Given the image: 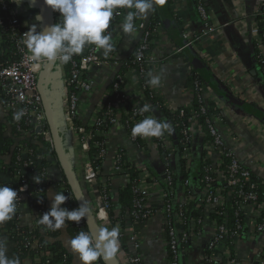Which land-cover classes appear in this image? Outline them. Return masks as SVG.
<instances>
[{
    "label": "built area",
    "instance_id": "1",
    "mask_svg": "<svg viewBox=\"0 0 264 264\" xmlns=\"http://www.w3.org/2000/svg\"><path fill=\"white\" fill-rule=\"evenodd\" d=\"M196 3V11L203 21V29L197 35H194L191 39L184 41V44L178 46L175 49L176 53H180L185 48H192L194 43L198 42L201 35L212 34L215 32L216 27L212 24L209 10L205 6L204 0H194ZM0 7L2 10L6 11L8 15V23L11 25L10 36L17 39V49L19 52V59L14 61L4 67L0 68V107L6 111V115L12 117V124H15V134L14 137H28L37 140L38 137L43 138L46 142L50 144V148H54L53 140L51 137L50 129L47 127V120L45 111L42 104L41 95L38 89V74L45 63L33 61L31 59V54L27 50L24 40L25 33L28 31L29 26L32 24H37V31H41L39 28L38 21L35 20L36 11L38 6H36L35 0H21L19 4L15 3L14 0H0ZM128 11L132 9L118 8L114 10L113 18L110 21L109 29L106 33L116 35V31L123 23L125 15ZM20 15H29V20L21 21L19 19ZM264 15V0L258 5L257 9L252 15V27L250 32L254 38L256 48L258 50V57L261 64L264 65V29L260 30L258 27L257 16ZM134 22L135 29L138 33V39L134 47V59L132 64L134 68L127 70L123 74H119L118 71L120 67L127 62L128 59H119L116 52V44L113 45V50L107 55H103L96 51L94 45H86L83 52L79 54L77 60H71V67L69 73L65 72V65L63 63L57 62L55 65L62 74V83L60 91L62 94V115L64 118L65 125L67 127L68 133L72 136V140H76L79 149L82 153L87 152L93 143V134L91 131L85 129V124L100 125L103 123H108L110 128L108 132L116 128L124 129L126 132L127 140L133 144L135 151L147 149L150 146L155 147L157 150L162 148L165 150L162 156L160 172L161 182L159 181H147L149 176V170L142 168L135 163L136 157H132L125 147L121 146L116 150V155L114 158V163L112 166V172L108 179L116 176L117 174L125 178L128 181V174L124 172L121 167V155L124 153L128 158L129 162L132 163L136 170H141V176L138 181H132L133 190L139 195V197L134 201V208L130 212V217L133 222L140 221L142 219H149L155 215L161 214L164 217V231L166 234V244L167 249L170 253L168 264H181L180 255L182 249L189 244L191 240V230L199 229L202 226L204 215L198 217L195 221H190L189 228L187 225L186 210L184 205L195 201V208H201L205 212H210L213 208L217 206H222L225 200L230 197H238L237 211L243 212L245 216V222L243 224L237 223L236 228L239 229L232 231L227 220L218 223L216 219L211 220V233L208 236L205 249L207 254L204 256L205 261L208 264H222L224 261H228L234 264L235 258V245L239 238L243 235H257L264 232V217L261 222H257L261 212L264 207L260 204L256 205L257 194L255 188L257 184L255 182H249L251 176V170L242 163V161L236 156L235 152L228 148L224 142V139L218 130V122L221 119L220 113H214L210 111V107L203 100V88L196 85L194 88L199 91V99L202 102L200 106V111L197 113L195 110H191V115L189 116L190 123L189 127H185L182 130V153L181 156L185 159L187 163H193L194 155V144L193 134L197 129H202L200 123L197 120L198 114H203L205 116L204 123L206 124L207 130L205 132L210 134L212 141L203 142L202 145V157L210 160V165L204 166L206 174L204 175V181L206 183L215 180L214 185L208 189L204 187L199 188V197L192 194L187 187L190 185L189 179H180L176 183L173 182V162L175 159V151L172 146V137L168 136V133H164L161 137H150L143 138L140 136L134 137L132 135V128L135 124L139 123L142 118L152 117V112L159 108V102L157 98L160 96L158 86L153 87L143 80V77L148 76L149 72L154 74L157 72V52L161 51L163 45V28L161 26L156 27L157 34L159 35L157 39H150V31L146 28L148 19L141 18ZM2 18L0 17V26L2 25ZM60 21L59 13H52V24L58 23ZM26 26L27 29L22 30V27ZM151 46V48H150ZM5 45L0 38V50H3ZM195 52L199 53L196 50ZM95 67H111L112 70V89L115 93L114 99L106 98V94L101 101L102 104L105 103L106 110L104 111L102 117L94 116L82 125H76L75 118L78 117V105L80 102L79 92L90 94L95 89V81L91 77V72ZM73 84L78 92L69 91V85ZM126 104H131V109H125ZM151 105V114L148 116L146 113H141L140 109L145 105ZM97 107V108H98ZM167 109L170 111L171 116L174 115L175 110L178 109V114L175 116L182 117L186 115L184 108H191V105H181L179 107H173L171 105H166ZM214 105V109H216ZM20 110H23V115L19 121L14 119V114ZM96 110V108H95ZM95 112V111H94ZM121 118L124 122H121ZM173 118V117H171ZM133 122L131 125L130 122ZM172 126L173 122L171 119L167 120ZM24 125H21V124ZM179 125V123H177ZM174 126H178V125ZM203 130V129H202ZM204 131V130H203ZM99 134V132L97 131ZM107 132H105L106 135ZM141 139L143 143L140 145L137 140ZM154 139L156 141H154ZM104 146L100 149L98 157L105 156L106 147ZM18 144V143H17ZM22 147V146H20ZM217 151L219 154V160L214 162L211 159V153ZM20 155L17 156V160L20 162L19 167L23 171L27 169L30 165L37 162V156L33 154V149L23 147L19 151ZM1 154V153H0ZM136 156V153H134ZM85 161L81 164L74 165V170L71 168L73 175H82L85 182L90 186V190L93 192V200L95 203V213L93 217L96 221L97 226H104L111 229L113 227L111 218L107 211V204L103 195L99 192L98 183L100 176V168L98 166H93L91 161L87 158L85 154ZM223 157L228 158L229 162L225 163L224 170H220L218 167L224 163ZM138 161V160H137ZM13 166V165H12ZM217 167V168H216ZM214 171L215 177H212L210 171ZM31 190H36V187L29 183H23L17 188L18 199L16 200V217L21 221V216L24 211V207H29V201L27 200V194L31 193ZM188 190V191H187ZM159 192L162 205L159 208H153L149 203V198L152 192ZM226 192V196L224 195ZM197 194V195H198ZM67 200L68 209H74L70 201L72 196ZM40 213L41 210H34ZM106 214L104 218L100 217V214ZM222 213V212H221ZM225 213V212H224ZM140 219V220H139ZM35 224L38 225L39 218L34 220ZM74 226L80 231L89 232V230H82L85 221L82 219L79 224L73 222ZM124 234V230L120 232L119 243L120 249L115 257L116 264H140L141 257L139 255H130L128 251L122 246L121 237ZM239 234V235H238ZM238 235L236 239L233 240V236ZM129 241L135 243L137 246L136 235L133 234L128 238ZM24 248L29 249L30 247L36 246V240L26 241ZM234 247V254L230 246ZM264 252V244L261 248L259 255ZM38 259L36 258L35 261ZM261 264H264V260H261ZM23 264H31V259L25 258Z\"/></svg>",
    "mask_w": 264,
    "mask_h": 264
},
{
    "label": "crops",
    "instance_id": "2",
    "mask_svg": "<svg viewBox=\"0 0 264 264\" xmlns=\"http://www.w3.org/2000/svg\"><path fill=\"white\" fill-rule=\"evenodd\" d=\"M204 2L216 30L212 34L201 35L198 42L194 43V46L190 49L202 60L209 74L215 79L217 84L215 89L217 88L218 91L216 92L212 87H204L203 100L207 103L213 101L218 108V113L221 115L218 130L226 146L234 151L242 163L254 174L264 179V121L259 117V113L264 115V85L262 84L260 67L257 64L253 47L254 38L250 32L253 25L251 21L253 12L262 0H204ZM154 4L155 7H161L163 11L166 8L164 4H159L156 0H154ZM36 6H38L36 16L39 15L42 18L39 5L36 4ZM170 7L184 24L182 35L184 41L201 32L203 21L196 11L194 0H170ZM38 24L41 30L45 28L42 19L38 21ZM162 31L164 34L162 37L163 45H161V51L157 52V72L162 74V82L158 86L159 94L166 104L173 107L191 105L194 93L193 88L187 82L190 71L189 63L183 56L175 52L177 45L164 27ZM111 38L112 46L115 44L117 46V56L123 60L128 59L133 54L138 33L135 29L134 33L126 34L119 27L116 35H112ZM196 49L199 53L194 51ZM99 52L103 53V50ZM112 74L111 67H95L91 72V77L95 81L94 91L90 94L79 92L78 117L83 124L91 119L95 108L101 105L107 87L111 84ZM61 83L62 74L60 69L52 64L42 78V86L50 111L54 116V122L66 159L74 170V165L83 163L86 157L85 153L80 151L76 140H72V136L67 131L62 115ZM167 120L163 119V122L169 124ZM0 121L6 125L7 133L10 136L12 122H10V116L6 115V111L2 107H0ZM202 129H197L193 134L194 149L196 150L199 145L200 157H202L204 138L207 136L205 130ZM165 132L170 134L169 131ZM14 136L16 135L11 136V138L15 143L23 138ZM174 142L176 143V141ZM121 146L125 147L129 154H132V157H136V164L139 163L138 165L142 168H152L156 172H160L162 156L158 152L159 150L150 146L144 151H135L133 144L127 140L125 130L114 127L106 133V152L100 170L101 183L106 180V177L110 176L116 150ZM134 153H136V156ZM194 156L193 167L196 166L198 160ZM211 159L214 162L219 160L217 151L211 153ZM175 162L174 159V165ZM46 172L47 178L54 181L61 180L64 173L61 166L55 164L48 165ZM74 178L84 200L87 196L90 199L93 198V192L83 176L74 175ZM126 182V179L120 175H114L110 178L109 194L116 203L117 208L120 205L118 192ZM196 191H199L198 187ZM56 192L57 187L51 185L47 188V204L49 206L51 205V197ZM149 203L153 208H159L162 205L160 193L157 191L152 192ZM93 204L95 207L94 200ZM32 214L29 208L24 207L20 223L29 228L32 227L34 223V215ZM211 220L207 211L204 214L202 226L199 229L191 230V240L185 249H182L180 255L181 264H202L206 242L212 231ZM124 224L125 249L127 248L130 255H139L142 264H168L169 251L164 231V217L161 214L147 219L138 227L136 226L137 223L132 222L128 211L125 213ZM1 225H4V223ZM66 228L67 223L65 228L60 229L58 239L69 250L67 240L71 237ZM133 234L136 235L137 246L128 240ZM0 239L7 241L6 254L9 258L13 257L11 242L4 237H0ZM263 244L264 232L257 235H243L235 245L236 261L234 264H251V261L258 256L257 254H259ZM70 253L72 252L70 251ZM72 256V264H81L76 254L72 253ZM222 264L231 263L224 261Z\"/></svg>",
    "mask_w": 264,
    "mask_h": 264
},
{
    "label": "trees",
    "instance_id": "3",
    "mask_svg": "<svg viewBox=\"0 0 264 264\" xmlns=\"http://www.w3.org/2000/svg\"><path fill=\"white\" fill-rule=\"evenodd\" d=\"M164 6L166 7L163 11L161 7H155L153 11L149 12L147 16L144 18L148 19L146 28L150 31V39L155 40L158 38V34L156 31V27L161 26L164 27L169 33V35L172 37L173 42L178 46H181L184 44V40L182 39V35L184 33V24L179 19V17L171 10L170 7V0H164ZM206 6V4H205ZM207 8V6H206ZM0 17L2 18V25L0 26V38L2 39L5 48L3 50H0V68L4 67L14 61H17L19 59V52L17 49V39L10 36V30L11 25L8 23V15L6 11L2 10L0 7ZM19 19L21 21L23 20H29V15H20ZM139 18L136 17L134 22L137 21ZM141 19V17H140ZM258 21V27L260 30L264 29V15H258L257 16ZM52 23V22H51ZM27 29L26 26L22 27V30ZM169 36V37H170ZM255 56L257 59V64L260 67V74H261V80L262 84L264 85V65L261 64L258 57V50L256 48L255 42L253 43ZM151 48V46H150ZM134 52L129 57L127 62H124V64L120 67L118 73L123 74L127 70L134 68V65L132 64V61L134 59ZM181 56L185 58V60L188 61L190 66V71L187 77V82L189 86L193 88V100L191 102V108H184L186 111V115L182 117L175 116L178 114V109L175 110V114L171 116L170 111L166 107V102L162 100L161 96L157 98V101L159 102V108L152 112L153 118L163 121V119H171L172 123V131L170 132V136H172V146L173 150L175 151V165L173 164V182H178L181 178L182 179H189V182H191V186L189 185L187 189L194 194L196 197H199L198 192L196 191V188L199 187L203 189L205 186L210 189L214 183L215 180L212 182L206 183L204 181V175L206 174V171L204 170V166L210 165V160L204 157H200L196 161V166L193 167L192 163H187L185 159L181 156L182 153V130L185 127H189L190 123L192 121H189V116L191 115V110H195L197 113L200 111V106L202 105V102L199 99V91L196 90L194 87L197 85L199 87H212V89H215L216 81L215 79L209 74L208 70L204 66L201 59H199L192 49L185 48L180 53ZM79 55H74L72 60H77ZM65 65V72L68 74L69 69L71 67V61L68 62ZM149 77L145 76L143 77L144 81H148ZM113 81V80H112ZM112 81L111 84L107 87V96L106 98H112L114 99L115 93L112 89ZM217 89V88H216ZM215 91L217 92L218 90ZM69 91L78 92V89L73 85H69ZM207 103V102H206ZM208 106L210 107V111L217 113L218 108L214 109V102L208 101ZM125 109L130 110L131 104H126ZM106 110L105 103L102 104L101 108H96L94 112V116L102 117L104 111ZM151 114V111L146 112V115L148 116ZM173 117V118H171ZM197 120L200 123V127H202L204 130H207L206 124L204 123L205 116L203 114H198ZM259 117L262 121H264V115L259 113ZM143 119V118H142ZM12 117H10V122H12ZM124 122V120L121 118V122ZM76 125H82L83 123L80 121L79 117L75 118ZM131 125H133V122H130ZM179 123V125L177 124ZM124 124H126L124 122ZM174 124L178 126H174ZM21 125H24L23 123ZM48 127V123H47ZM110 128V125L106 122L100 125H91V124H85V129L89 130L93 134V141L96 143H93L90 147V149L85 152L87 158L91 161L93 166H98L101 169L103 157H98V154L100 152V149L104 146V142H106V135L105 132H108ZM10 136L8 135L7 127L6 125L0 121V185H6L9 187H12L14 190H17L20 185L23 183H29L36 187V190L32 191L31 193L27 194V200L29 201V209L32 215H34V220H37L41 215L48 211L50 206L47 204V188L49 186L57 187V192H64L65 195L72 196V200L70 203L74 208H77V202L73 196V193L67 183L66 177L64 173L62 174L61 180H51L47 178V172L46 169L48 168V165L55 164L56 166H60L58 157L55 153L54 148H50V144L46 142L43 138L38 137L37 140H34L32 138L23 137L20 139V141L17 143L14 142V140L11 138L15 134V124L13 123L10 127ZM99 132V134L97 133ZM169 136V133H168ZM154 141H156L154 139ZM176 141V143L174 142ZM208 141L210 143L212 141V137L208 133L207 136L204 138V142ZM138 144H142L143 141L141 139L137 140ZM22 146V147H20ZM29 148L33 149V154L38 155L37 156V162L33 165H30L27 169L24 171L20 169L19 164L20 162L17 160V156L20 155L19 151L23 148ZM106 147V143H105ZM160 155H164L165 150L162 148L158 149ZM223 162L218 168L220 170H224L225 163L229 162L228 158L223 157ZM120 165L124 172H127L128 174V181L124 184V186L119 190L118 192V202L119 206L116 207V203L111 199L110 196V179L106 177V180L101 183V179L99 178L98 183V189L99 192L103 195L105 198L106 204H107V211L111 218L113 227H119L120 232L121 230H124V218L125 213L129 211V213L134 208V201L139 197V195L136 193V191L133 190L132 181H138V178L141 176V170H136L135 167H133L132 163L129 162L128 158L124 153L121 155V161ZM13 165V166H12ZM217 168V167H216ZM149 176L147 177V181H159L161 182V175L157 173L154 169L149 168ZM210 174L212 177H215V173L212 169L210 171ZM35 175H38L41 179V182L39 184L33 183V177ZM122 175V174H117ZM249 182H255L257 184L255 188V192L257 194V200L256 205L260 204L264 207V179L258 177L256 174L251 172V176L249 178ZM188 191V190H187ZM198 194V195H197ZM83 195V194H82ZM224 195L226 196V192H224ZM88 206L91 208L92 214L95 213L94 204H93V198L86 197V200ZM239 201L238 197H230L225 200V203L222 206H217L213 208L209 214L210 219H216L218 223H221L224 220L228 221V224L230 225V228L232 231L237 230V233L239 229L236 228L237 223L243 224L245 222V216L243 212L237 211V202ZM64 207L68 208L67 201ZM41 210L40 213H37L34 210ZM117 209V212H116ZM184 209L186 210V218H187V225L189 228L188 223L190 221H195L198 219V217H202L204 215V211L201 208H195V201L188 203L187 205H184ZM128 210V211H127ZM127 211V212H126ZM222 212V213H221ZM225 212V213H224ZM264 217V210L261 212L259 218H257V222H261L262 218ZM190 219V221H189ZM33 220V221H34ZM140 220V219H139ZM146 219H142L137 222L136 226L140 227ZM35 222V221H34ZM67 223V232L70 235V237H74L79 233V230L74 226L73 222L66 221ZM82 230H88L86 225H84ZM241 231V230H240ZM239 231V232H240ZM60 235V229L53 231L50 228H48L46 225L38 224L36 225L33 223L32 227L24 226L20 223L19 218L16 217V213L13 215L12 219L9 221L4 222V225L0 226V237L6 238L9 242H11L13 248V257L11 258H19L21 261V264H23V260L25 258L31 259V264H72V253L62 244L61 241H59L58 237ZM239 235V234H238ZM238 235L233 236V240L238 237ZM32 241L36 240V246L30 247L29 249L24 248V243L26 241ZM122 246L125 248V237L124 234L121 237ZM231 254L233 256L234 254V247L231 245ZM127 250V248H126ZM207 250L205 249L204 256L207 254ZM170 256V253H169ZM203 256L202 264H208L205 261V258ZM38 259L35 261V259ZM261 260H264V252L259 255V257H256L253 261H251V264H261ZM96 264H105L103 260H98ZM140 264H142L140 262Z\"/></svg>",
    "mask_w": 264,
    "mask_h": 264
},
{
    "label": "clouds",
    "instance_id": "4",
    "mask_svg": "<svg viewBox=\"0 0 264 264\" xmlns=\"http://www.w3.org/2000/svg\"><path fill=\"white\" fill-rule=\"evenodd\" d=\"M19 4L21 0H14ZM53 12L59 13L60 21L37 31V24L29 26L25 33L24 44L31 54L33 61L56 64H67L74 55L83 52L86 45H94L96 51L103 50L107 56L112 50L111 34L106 33L115 9H132L125 15L121 30L126 34L134 33V20L137 16L143 18L154 10V0H43ZM163 4L164 0H156ZM42 18L37 15L35 20ZM147 83L157 87L162 82V74L149 72ZM151 105L145 104L141 113L149 112ZM23 110L14 114V119L19 121ZM165 131H171L167 122L159 121L152 117H146L135 124L131 130L134 137L143 138L161 137ZM38 175L33 177V183L39 184ZM18 192L12 187L0 185V224L12 219L16 212V200ZM69 199L64 192H56L51 197V205L39 220L41 225H46L53 231L66 227V221L80 223L82 219L87 221L91 215V208L87 201H82L77 208L64 207ZM106 214L101 213L104 218ZM119 227L98 226L95 234L80 231L77 235L67 240L69 250L76 254L81 264H96L103 260L105 264L115 258L120 249ZM7 241L0 239V264H21L19 258L7 256Z\"/></svg>",
    "mask_w": 264,
    "mask_h": 264
},
{
    "label": "water",
    "instance_id": "5",
    "mask_svg": "<svg viewBox=\"0 0 264 264\" xmlns=\"http://www.w3.org/2000/svg\"><path fill=\"white\" fill-rule=\"evenodd\" d=\"M35 3L39 5L41 13H42V21L44 24V27L51 25L52 23V13L53 11L44 4L43 0H35ZM52 66V64L50 63H46L43 67V70L39 73L38 75V89L41 95V99H42V104H43V108L45 111V115H46V120L47 123L49 125V129H50V133H51V137L53 140V144H54V150L55 153L58 157L59 163L61 168L63 169L64 175L66 177L67 183L73 193V196L77 202V205L79 206L80 203L82 201H85L82 193L80 191V188L76 182V179L74 178V175L71 171L70 165L66 159L65 153H64V148L61 142V139L59 138L58 135V131L54 122V116L53 113H51L49 105H48V101L46 99V96L44 95V89L42 86V78L45 74V72ZM200 148L199 145L196 147V150L194 152V157L195 158H200ZM85 221V220H84ZM85 225L87 227V229L89 230V232L95 234L96 229H97V224L96 221L93 217L92 211H91V215L88 216L87 221H85ZM104 262V261H103ZM105 263V262H104ZM110 264H116V260L115 258H113V260L110 262Z\"/></svg>",
    "mask_w": 264,
    "mask_h": 264
}]
</instances>
